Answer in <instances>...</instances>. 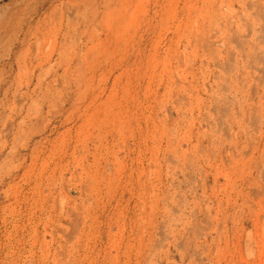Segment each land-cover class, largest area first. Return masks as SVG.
<instances>
[{
  "label": "rangeland",
  "instance_id": "374dc122",
  "mask_svg": "<svg viewBox=\"0 0 264 264\" xmlns=\"http://www.w3.org/2000/svg\"><path fill=\"white\" fill-rule=\"evenodd\" d=\"M244 8L251 32L239 0H0V264H264Z\"/></svg>",
  "mask_w": 264,
  "mask_h": 264
},
{
  "label": "bare ground",
  "instance_id": "6f19581e",
  "mask_svg": "<svg viewBox=\"0 0 264 264\" xmlns=\"http://www.w3.org/2000/svg\"><path fill=\"white\" fill-rule=\"evenodd\" d=\"M239 2H240V4L242 5V7H243V10H242V12H241V22L243 23V26L246 28V30L248 31V32H251V30L253 29V27L251 26V24L250 23H248V16H247V10H245V8L244 7H246V9H249V11H256L257 12V15H253V18L254 19H257L258 17V19H261V21H262V23H264V7H258V6H255V5H253L252 3H251V1L250 0H248L247 2L246 1H244V0H239ZM263 2H264V0H263ZM254 3V2H253ZM255 4V3H254ZM110 5V4H109ZM192 5V4H191ZM264 5V4H263ZM254 7H255V9H254ZM106 8H107V6H106ZM197 12V11H196ZM253 13V12H252ZM104 15V14H103ZM250 15H252V14H250ZM255 16V17H254ZM257 17V18H256ZM104 20V19H103ZM231 25H235L234 24V21L233 22H231ZM261 31H264V24H262V26H261ZM230 30H232V29H230ZM110 31V30H109ZM115 32V31H114ZM231 33H233L234 34V39H235V42H236V44H237V46H238V48H241L242 46L241 45H243V42H240L239 40H237L238 38L236 37L237 35H235V33L236 32H231ZM118 34V33H117ZM248 36H249V34H248ZM113 38V37H112ZM245 39V38H244ZM231 40H233V39H231ZM245 41V40H244ZM198 42V41H197ZM229 42V41H228ZM233 42V41H232ZM252 45V44H251ZM114 48V47H113ZM256 48V47H255ZM241 50V49H240ZM253 49L251 48V47H249L248 46V52L250 51H252ZM244 51V50H243ZM242 51V52H243ZM227 53V52H226ZM225 53V54H226ZM228 53H230L229 51H228ZM244 54H246L245 52H244ZM245 56V55H244ZM243 57V56H242ZM228 58H232V54H229L228 55ZM227 58V59H228ZM245 58H246V56H245ZM245 58H244V60H245ZM262 58V57H261ZM243 59V58H242ZM243 63V62H242ZM262 63L264 64V59L262 60ZM79 63H76V65H78ZM81 67V66H80ZM140 71V70H139ZM141 72V71H140ZM148 72V71H147ZM238 73H239V70H238ZM239 75V74H238ZM231 76V75H230ZM237 79H238V77H237ZM243 80V79H242ZM128 81V80H127ZM248 82V81H247ZM260 85V84H259ZM264 87V86H263ZM231 88V87H230ZM227 90V89H226ZM231 93V92H230ZM242 105V104H241ZM233 108H234V106H233ZM94 129V128H93ZM76 219V218H75ZM78 224V223H77ZM80 224V223H79ZM141 262V261H140Z\"/></svg>",
  "mask_w": 264,
  "mask_h": 264
}]
</instances>
